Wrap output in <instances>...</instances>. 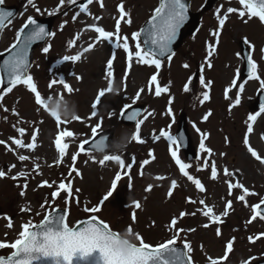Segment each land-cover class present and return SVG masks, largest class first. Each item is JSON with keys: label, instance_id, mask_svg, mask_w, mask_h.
<instances>
[{"label": "rangeland", "instance_id": "obj_1", "mask_svg": "<svg viewBox=\"0 0 264 264\" xmlns=\"http://www.w3.org/2000/svg\"><path fill=\"white\" fill-rule=\"evenodd\" d=\"M203 1L191 0V8L199 10ZM100 2L92 0L91 4L84 5L88 10L83 12L80 6L67 4V0L64 5H60L59 0H34L35 7L27 5V0H5V3L17 4L19 12L0 33V51L15 42V34L28 16L49 15L58 7L59 11L54 14V35L35 49L33 64L28 72L37 91L49 95L42 96L45 103L37 105L35 94L29 93L30 88L24 84L9 86L11 91H6L8 87L0 86V141H3L0 143V171L5 173L0 177V242H14L24 223H38L54 207L62 206L68 210L69 225L95 216L119 234L131 227L134 234L138 233L145 242L152 244L166 242L177 230H182L176 242L183 243V237L194 240L190 251L194 248L195 254L202 242L205 243L200 255L202 264H248L263 257L264 217L259 215L253 219V207L262 204L261 200L264 199V112L256 116L259 117L250 132L248 126L252 121L248 117L254 116L250 109L251 102L261 88L260 81L264 80V22L258 17L249 18L247 14L241 17L239 12H246V9L239 0H219L201 14L197 31L187 35L172 59L162 60V66L157 70L154 65L139 64L135 58L125 62L127 54L125 56L122 50H118L113 57L112 46L106 41H98L96 38L99 34L91 26L103 27L115 33L116 22L113 20L119 11L115 3H121L129 14L126 20L130 18L131 24L126 20L120 23V35L129 37L130 50H133L135 41L131 39V34L138 31L145 18L154 11L158 0ZM229 7L237 11L227 13L225 25L221 27L216 19V9L219 8V15L223 16ZM36 8L40 11L37 12ZM73 16H76L75 21ZM118 19L120 22L124 20L120 16ZM240 38L247 41L251 58L257 61L255 77L258 76L259 80L254 78L242 82L236 74L241 68ZM69 41L73 42L71 46ZM90 44L93 45L91 48ZM46 46H50V50L43 53L42 49ZM84 46L87 50L79 54L78 61L58 63L59 58L72 55ZM209 50L212 51L211 57L207 55ZM108 59L113 60L111 69L107 67ZM209 63L211 67H208ZM198 66V78L193 80ZM109 71L111 76L107 75ZM152 75H157V82L149 85ZM201 75L207 87L199 83ZM61 76L71 87V93L59 82L49 89L50 81H58ZM109 81L114 91L101 98L96 109L97 116L91 117V105L98 92L108 87ZM157 83L162 88L168 87V91L162 92L159 97L155 96ZM185 84L189 85L188 92L183 90ZM138 91L141 94L137 99ZM204 92L209 93V100L201 103ZM237 93L240 99L238 105L235 103ZM50 96L62 97L75 104V116L80 119H74L75 116L71 120L62 119L49 107L52 102L48 100ZM134 99L145 106L143 117L139 119L143 121L140 133L144 142L131 139L122 154L105 153L119 155L124 161L123 166L115 160L101 164L99 161L105 155L101 157L95 154L96 151L84 148L85 141L93 136L92 128L97 124L100 125L97 132L111 128L113 140L124 132L132 136L135 123L123 125L119 113L125 104H132ZM169 108L172 109L171 115L167 114ZM180 112L187 115L198 153L195 160L186 162L183 153H178L177 145H172V150H177L181 161L188 163L185 171L193 177V181L201 182L203 191L176 169L177 164L170 155V142L165 137L153 140V136H158L161 130L172 133L176 130L174 123ZM209 112L211 115L204 120L203 117ZM109 113L113 115L109 116ZM52 114L59 116V123ZM193 125L201 131L197 132ZM21 127L25 129L24 133L18 131ZM32 131L34 134H31ZM64 131H72L73 137H60L61 143L68 144L61 156L55 140ZM202 135L205 136L204 151L199 147ZM245 138L247 144L244 143ZM17 139L24 145L34 143V149L16 145ZM251 148L260 159L252 156ZM20 155L27 156L28 160L19 161ZM133 157L135 163L132 162ZM144 160H149V163L141 167ZM213 161L217 167L215 179L211 178ZM130 163L131 168L128 167ZM225 168L233 175L226 176ZM117 173L121 179L113 189L111 185ZM43 181L52 187L40 186ZM172 181L176 182L175 186ZM60 183L71 185V195L59 189ZM229 183L242 184L248 193L236 187L229 193ZM52 191H58L60 195L52 198ZM109 191L112 195L105 200ZM240 195L245 196L244 201L238 200ZM189 198L196 203L186 202ZM200 200L204 201L203 205L199 203ZM45 201L47 204L42 211L40 206ZM134 201L140 204V208H136ZM228 201H231V207L227 208L228 214L223 216L221 213L225 211ZM206 207H212L214 214L220 216V221L204 217L202 210H206ZM22 208L25 211L22 212ZM86 208H96L97 212H86ZM181 212L186 213L183 218H180ZM173 218H177L178 222L170 231L167 225ZM217 229L220 230L219 236ZM230 241V253L225 260L219 261L226 253L225 242ZM135 243L139 241L135 239ZM11 250L0 249V254H7Z\"/></svg>", "mask_w": 264, "mask_h": 264}, {"label": "snow or ice", "instance_id": "obj_2", "mask_svg": "<svg viewBox=\"0 0 264 264\" xmlns=\"http://www.w3.org/2000/svg\"><path fill=\"white\" fill-rule=\"evenodd\" d=\"M5 0H0V5H3ZM77 3V0H67V4L74 5ZM88 3L91 4L92 0H88ZM239 3L244 6L245 11H240L239 15L244 17L246 14L249 18L258 17L261 22H264V0H239ZM60 5L65 4V0H59ZM27 5H31L35 7L34 0H27ZM26 5V6H27ZM189 3L186 0H159V6L156 7L150 17V19L146 22L147 26L142 27L139 31L133 32L131 34V39L135 41V51L130 50L129 46V37L121 36V24L120 20H116L115 25V33L112 31H106L103 27H97L92 25L95 32L99 35L97 36V40L101 42H108L113 49V57L115 56V50L122 48L127 53V60L129 62L135 61L141 65H154L157 70H159L162 66V59L167 58L169 61L175 55L172 45L176 41L177 36L180 32L181 27L185 24L188 19L189 12ZM87 7L81 6V11L87 12ZM36 11L39 12L40 9L36 8ZM56 11H59V7L55 9L53 12L48 13L49 15L55 14ZM237 10L234 8H227L226 13L221 16L219 15L220 9H216V19L219 22V25L222 27L225 25V21L227 19V13H235ZM67 13H65L66 15ZM119 14L121 19L128 16L129 14L125 12L123 6L119 7ZM79 15V13H77ZM14 16V12L10 10H5L3 7H0V30H3L6 22L8 24L11 23V17ZM76 16H73V21H75ZM99 19V17H97ZM66 23V21H65ZM126 23L131 24V19L128 18ZM63 28V24L61 25ZM54 33L48 31L46 27L42 24H39L36 19L32 16H28L26 22L23 26L16 32L15 34V43H13L9 48L6 49L8 55L3 59L2 63H0V84H3L5 80H7L8 85L14 86L17 84H24L28 86L32 93L35 94V101L37 105L44 104L45 101L42 100L41 94L37 91L36 85L33 83V78L31 75L27 73V69L30 66L29 61V49L33 43L37 41L44 40L46 37L53 36ZM218 35V33H216ZM115 36V41H113V37ZM73 42L69 41V46H71ZM247 43V41H245ZM93 45H89L91 48ZM211 45L209 48L211 49ZM50 50V46H46L42 49L43 53H48ZM87 50V49H86ZM0 55H4L0 53ZM207 55L211 57L212 51L209 50ZM80 59V55H65L63 57V61H78ZM248 69L250 74H254L257 69V65L253 62L251 55L249 54L247 59ZM113 65V60L108 59L107 67L111 69ZM185 68L188 67L187 64L184 65ZM208 67H211L209 63ZM108 76H111V72L107 73ZM257 80L260 78L255 77ZM59 82L64 86L67 92L71 93V87L65 82L63 76L56 79H53L49 83V89L52 88L54 84ZM154 82H157V75H152L150 80L148 81L149 85H152ZM189 83H191V77L189 78ZM199 83L207 87L208 85L205 83V79L203 75L199 77ZM211 83V82H208ZM235 84V81L232 82ZM261 88H264V80L260 81ZM241 91L243 90V84L240 85ZM185 92H188L189 85L185 84L184 89ZM6 91H11V87H8ZM114 91L112 87L111 81H109V85L107 88L101 89L93 104L91 105L93 111L91 112V117L97 116V105L101 102V98L108 92ZM143 91V89H141ZM141 91L136 93V98L140 97ZM168 87H160L157 83L155 87V96L159 97L162 92H167ZM227 97V90L225 93ZM62 98V97H61ZM52 97H48L49 101H52ZM209 100V93H203V101ZM171 100H169V104H171ZM133 104L136 103L134 99ZM235 103L238 105L240 103L239 93H237V98ZM131 105L125 104L121 109L119 115L123 117L127 121H135V132L132 134L131 139L140 143L144 141L141 139L140 128L143 121L138 119V116L141 113V109L136 108L125 114L126 109H130ZM261 112H264V101L261 102ZM55 112V111H53ZM172 109L169 108L167 111L168 115H171ZM54 117H57V122L59 123V116L52 114ZM113 115V113H109V116ZM211 113L206 114L203 119L207 120ZM74 119L79 120L78 116H75ZM256 119V116L250 115L248 117L249 121H253ZM100 127L97 124L92 128V133H97V129ZM195 128V125H193ZM197 132L201 130L199 128H195ZM18 131L20 133H24L25 129L23 127L19 128ZM248 131H251V125L248 127ZM73 137L72 131H64L60 133L55 140V146L58 149L61 156L64 155L65 149L68 147V144L61 143L60 137ZM161 137H165L169 144L170 155L174 159L175 163L179 165L180 172L183 173L185 177L189 181H193V177L185 171L186 168L189 167L188 164L181 161V159L177 155V150H172V145L179 146L178 138L168 131L161 130L159 135H154L153 140H159ZM36 137L33 136V140ZM205 136L202 135L200 142L201 151L205 150L204 144ZM3 143V141H0ZM88 143V141H85ZM244 143L247 144V138H245ZM15 144L20 147H27L28 149H34L35 144L29 143L24 145L21 140H15ZM114 147L112 141L108 138L101 135L99 138H94L91 141L90 151H100L105 152L111 151ZM211 153V150H208ZM252 156L260 159L257 156L256 152L252 149H249ZM151 155V153H149ZM223 155V154H222ZM154 159V157H152ZM28 160V157L25 155L19 156V161L23 162ZM73 160H75V156H73ZM115 160L119 161L121 166L124 165V161L121 160L119 155H105L101 161V164H104L105 161ZM132 162L135 163V157L132 158ZM149 160H144L141 162V167L145 164H148ZM207 163V161L205 162ZM39 167V165H37ZM129 168L132 167L130 163L128 165ZM199 170V169H198ZM224 173L226 176H232L233 173L228 172L227 168L224 169ZM24 173H21L23 175ZM5 175L4 171H0V177ZM217 177V167L215 162L213 161L211 164V178L215 179ZM121 179L119 173L115 176V179L112 181L111 187L113 189L117 186V181ZM163 179V177H160ZM196 188L203 191V185L199 180L193 181ZM173 186L176 185L175 181H172ZM48 185L52 187V185L48 184L47 181H43L40 186ZM27 185H25L26 187ZM39 187V186H38ZM59 189L66 190L68 195H71L72 188L71 185H66L64 183L59 184ZM233 187L243 188L244 193H248V189L244 188L242 184L232 183L228 184L229 193ZM79 191V190H77ZM23 195V193H21ZM60 195L58 191H52V198H56ZM112 195V192L109 191L107 195L104 197L105 200L108 199ZM172 193L169 192V196ZM239 201H244L245 196L240 195L238 197ZM186 202L196 203V201L188 199ZM67 204V201H65ZM136 208H140V204L138 202H133ZM199 203L201 205L204 204L203 200H200ZM261 203L264 204V199L261 200ZM45 203L41 204V210L45 209ZM231 207V201L227 202L226 209L221 215L226 216L228 214L227 208ZM255 207H253V211H255ZM21 211H25L24 208ZM86 212H97L96 208L85 209ZM38 215L40 213H37ZM202 214L204 217H209L212 221H220V216L215 215L212 207H206V210H202ZM186 213L181 212L180 218H183ZM191 215H195L192 213ZM260 213H255L253 219L256 216H259ZM136 217L133 215V220ZM177 218H173L167 227L170 231L173 230V226L177 225ZM79 227H69L66 223V213L64 209L61 208L58 212L53 210L51 212H47L44 215V218L39 223H32L31 221L24 223L22 225V230L18 234V238L15 239L14 242L10 244H6L4 242H0V249L10 248V255L4 256L0 255V264H191V259L189 257L190 246L187 242L183 244V247L176 246V240L179 239V231L172 236V238L168 239L166 242L159 243L155 246L146 243L142 236L138 233L135 234V239L139 241V243H130L127 239H122L121 234L110 229L108 224H106L103 220L96 219L95 216L85 219L83 221L78 222ZM11 224H9V227ZM207 227V225H204ZM128 233L131 234V227L128 228ZM189 231H194V229H189ZM217 235H220V230L217 229ZM251 239V238H250ZM230 249L232 248V242L230 241L227 245ZM210 264H214V262H210Z\"/></svg>", "mask_w": 264, "mask_h": 264}, {"label": "water", "instance_id": "obj_3", "mask_svg": "<svg viewBox=\"0 0 264 264\" xmlns=\"http://www.w3.org/2000/svg\"><path fill=\"white\" fill-rule=\"evenodd\" d=\"M214 1L215 0H206L205 4L203 6V9H206V8L210 7L213 4ZM186 2L189 3V0H186ZM0 7H3L5 10L13 11L14 12V15L17 12V7L16 6H7V5H4L3 4V5H0ZM197 17H198V13H191V11L189 10V12H188V19L186 20V22H185L184 25L189 24V31L190 32H192L194 30V28L196 27V25L198 23L197 22ZM33 18L36 19L39 24L44 25L48 31H50V29H51V23H52V17L45 16V17H33ZM146 22L143 24L142 27H146L147 26ZM184 25L181 27L180 32H179V34L177 36V39H176V41L172 45L173 51L182 42V38L184 36ZM41 41H43V40H41ZM41 41H37V42L33 43L32 46L30 47V49H29V61L30 62H31V54H32V50H33L34 46L37 45L38 43H40ZM3 54L4 55H0V63H2L3 59L8 55V53L6 51L3 52ZM242 56H243V58L245 60V66H244V69H243L241 75L242 76H246V75L249 74V69H248V64H247V49H246V47L243 44H242ZM7 84H8L7 83V80H5V82L3 83V85L6 86ZM262 101H264V91H260L258 93L257 99L255 101V105L253 107L255 109L257 107H259L261 105V102ZM136 108H139V109L142 110V106H140V105H133V106H131L130 109L127 110V112L131 111L132 109H136ZM127 112H125V114H127ZM121 120H123L124 122H127V123L133 122V121H127L123 117H121ZM186 128H187V125H186L185 117H184V114H182L181 120L179 122V132H178V136H179V140H180L181 146L184 148V150L186 152L187 158L188 159H191L193 157V153L194 152H193V149L191 147L190 139H189V137H187L188 134H187V129ZM102 134L105 137H108L111 140V130H106ZM183 140H185V142H183ZM88 146H91V142L88 143ZM60 209L61 208H56L54 210L58 212ZM260 210L264 212V206L261 207ZM64 212L67 214V212H66L65 209H64ZM74 227H79V224L77 223ZM176 246L177 247H181V248L183 247V245H179V244H176ZM253 264H264V259H262L260 261H257V262H255Z\"/></svg>", "mask_w": 264, "mask_h": 264}, {"label": "clouds", "instance_id": "obj_4", "mask_svg": "<svg viewBox=\"0 0 264 264\" xmlns=\"http://www.w3.org/2000/svg\"><path fill=\"white\" fill-rule=\"evenodd\" d=\"M49 107L52 111H55L62 119L71 120L76 114L77 109L75 104H72L70 101L65 100L61 97L54 96ZM131 141V135L127 132H124L119 137L114 138L112 144L114 147L111 149V152L114 154H122L126 149L127 144ZM98 156L103 157L104 152H96ZM122 239H127L130 243H135V234H129L128 231L121 233Z\"/></svg>", "mask_w": 264, "mask_h": 264}]
</instances>
